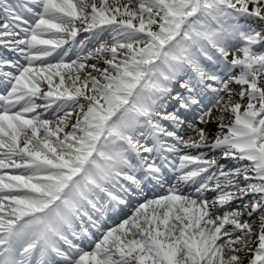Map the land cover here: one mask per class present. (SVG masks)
Listing matches in <instances>:
<instances>
[{"label":"snow or ice","instance_id":"snow-or-ice-1","mask_svg":"<svg viewBox=\"0 0 264 264\" xmlns=\"http://www.w3.org/2000/svg\"><path fill=\"white\" fill-rule=\"evenodd\" d=\"M0 264H264V0H0Z\"/></svg>","mask_w":264,"mask_h":264}]
</instances>
